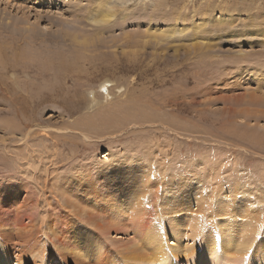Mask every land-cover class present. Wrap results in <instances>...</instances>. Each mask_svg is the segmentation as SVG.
I'll list each match as a JSON object with an SVG mask.
<instances>
[{"label":"rangeland","instance_id":"obj_1","mask_svg":"<svg viewBox=\"0 0 264 264\" xmlns=\"http://www.w3.org/2000/svg\"><path fill=\"white\" fill-rule=\"evenodd\" d=\"M106 2L113 18L94 23L95 8ZM0 20V45L11 46L8 64L23 71H12L8 83L26 106L23 124L29 123L20 136L0 127V164L6 163L0 166L8 171L0 180L21 176L17 167L35 162L40 207L55 199L56 210L64 211L62 188L68 193L75 188L79 192L72 196L80 211H114L109 206L116 194L112 185L123 181L107 169L124 163L122 173L128 177L131 163L139 161L137 168L148 177L138 181L148 187L135 194L147 199L153 212L148 225L164 237V264H264V213L257 217L258 237L250 255L247 212L233 205L223 211L225 204L243 197L241 191L231 199L229 191L237 187L264 195V145L257 142L264 137V117L244 112L261 106L250 96L264 95V80L259 86L248 74L241 82L234 78L239 69L264 76V0H0ZM21 22V28H30L25 34L17 28ZM172 28L186 30L164 36ZM7 103L0 96L4 113ZM229 107L237 113H225ZM12 117L1 114L0 124ZM178 175L183 180L172 181ZM105 183L112 187L106 189ZM83 190L94 198H84ZM249 199L260 201L258 194ZM56 210L45 218L39 248L46 258L38 264L74 263L77 234L95 235L86 219H77L78 212ZM122 221L131 225L130 217ZM226 237L233 243L230 250L235 249L229 256L222 246ZM113 239L111 233L101 249L105 264L120 263L122 249ZM12 244L16 256L27 251L21 250L25 244ZM30 246L36 247L35 240ZM173 248L179 250L178 259ZM147 256L148 264L158 263L151 252ZM34 263L28 259L26 264Z\"/></svg>","mask_w":264,"mask_h":264},{"label":"bare ground","instance_id":"obj_2","mask_svg":"<svg viewBox=\"0 0 264 264\" xmlns=\"http://www.w3.org/2000/svg\"><path fill=\"white\" fill-rule=\"evenodd\" d=\"M110 4L111 3L106 2L105 4L95 8V11H96L95 15H97V17L94 18V20H93L94 23L102 24V23L110 22V19L113 18V13L110 11V6H109ZM230 23H228V24H230ZM3 24L4 23H1V20H0V31L3 29ZM21 24H22V22L20 24L17 23L16 25L18 26L17 28L22 29V32L24 34H25V31L27 32L30 30V28H25V27L21 28ZM24 25H26V24H24ZM199 25L201 26V24H199ZM199 25H197V26H199ZM184 30H186V29L179 31L176 28H172L169 33H168V31L167 32L163 31V32L165 33L164 36L168 35V38H169V37L175 36L176 34L183 33ZM163 32L162 33L155 32V34L160 33L163 35ZM220 32H221V30H220ZM24 34H22L23 37H25ZM11 42H15V41L12 39ZM195 46H196V44H195ZM10 47L11 46H9L8 43L6 44V46L0 45V96H1V98L5 99L8 102L7 105L9 106V110H7L5 113L3 110H0V115L1 114H11V115H13V117L11 119L4 120L2 125L0 124L1 125L0 127H1V131H3L4 133H6L8 131L9 132L8 134H10V135L20 136V135H23L24 131H25L21 127H23L24 129L27 130V128H29V127H27V125L29 126V123L27 125L23 124V122H24L23 119L25 120V112H26L25 107L26 106L24 105V102L20 101L19 98L15 96L14 87H12V85L10 83H8V76L12 71L14 72L13 75H16L15 72H17V71L23 72V71H19L17 69V67L15 68L13 65L10 66L8 64L9 57L7 55V50ZM244 74H248L249 77L250 76H252L254 78L256 77L258 80L255 81V83L259 84V86L261 85V80H264V76L262 75V73H260L258 71L252 72L249 70V72L246 73L245 71H241V69H239L238 72L236 73V75L234 74L235 75L234 78H236L235 81L241 82L243 80ZM12 77H14V76H12ZM256 93L252 94L250 96L251 97L250 99L255 102L256 106H258V105H261V106H258L257 109H254V110H250L247 107L246 111H244V112H245V116H248L253 112H254L253 114L261 113L262 116L261 115H255V117H257L256 119H258V117H262V118L264 117L263 116L264 115V95L262 96V94H261V96H258V94H259V92H258V94L256 96ZM241 97H243V96H241ZM245 99L246 98H243V100H245ZM237 100H238V98H237ZM247 106H250V105H247ZM224 110H225L224 111L225 113L226 112H230V113L233 112L235 114L237 113L236 112L237 110H235L234 108H231V107L225 108ZM118 111H120V110H118ZM253 118H254V116H253ZM245 119H246V117H245ZM25 122H26V120H25ZM253 142H255V140ZM257 142L260 143V145H264V137L262 135H259ZM124 161H125V159H124ZM3 164H6V163H3V161H2V164H0V165H3ZM35 164H36L35 162H28V161L24 162V163H22V166L17 167L18 169L21 170L20 172H18L19 175L21 173V176L11 178V176L7 175L5 179L0 180V264H4V263L10 264L12 260H15V262L17 264H26L28 262V259L29 260L34 259V261H35L34 264H38L37 262H38V259L40 257L43 259L46 258L45 255L42 253L43 250H41L39 248V247H41L40 246L41 242H39L40 241L39 239H41L43 236L45 237V233H46L45 222L47 223V221H45L46 220L45 218L48 215H50L54 210H56L58 202L54 199L55 201L53 200V204L52 203L48 204L45 202V206L40 207L42 204V200H41L42 198H41L40 193L36 192V190L39 191V184L40 183L38 182V178L37 179L35 178V174L37 171V169L34 166ZM131 164H133V165H131L128 169L131 175H129L128 177H126L122 173L125 170V169H123V166L125 165L124 163H122L119 167L116 166L110 170L107 169L108 174H111L112 170H113L114 175L116 174L115 180H117V178H118V179H120V181H123L122 184H124V185L121 184L120 186L112 185L113 186L112 189L115 190L116 194H115V198L112 201H109V206H113V207H111L112 209L115 207L114 211H109V210H107V208L106 209H97V210L94 209L92 211H86V208L84 210H82L83 207L81 208V211H80V209L78 208L79 205H77L78 203L77 202H76L77 204L75 203V201H76L75 196H72V195L76 194V192H79V191L77 189L73 188L68 193L66 191V189L62 188L64 193L62 195V198H60V199L61 200L63 199L64 204L62 207H63L64 211L73 212V213L78 212L77 216L75 214L77 219L79 221L86 219V222L85 221L84 222L82 221V222L85 223L87 226H89L92 231L93 230L95 231V235H91V236H89V235L88 236H86V235L82 236L80 234H77V236H78V238H76L77 246L73 247L74 250L71 252V255L74 259V263H72V264H105L103 262L105 259L104 258L105 255L102 256V260H100L99 257H101V255H100V253L102 252L101 249H103L104 245H106V243L104 241L106 240V238L110 237L111 233L116 234L117 239H115V240L113 239V241H114L113 243L115 245H118L117 249H119V247L122 249V251L120 252V255H118L119 257H121L118 260V261H120V263H118L116 261L115 264H125V263L127 264L128 262L130 264H148V262H152L151 258L149 256H147L148 252L152 253L153 259L158 262L157 264H164L166 262L168 250L165 247V243H164L165 241L163 239L164 237L161 236L162 234H160L159 231H157L155 228H152L151 225H148V223H150L148 217H150L153 214V212L149 208H147V205H149V202L147 201V199L145 197L144 198L146 200L144 201V200L140 199L139 197H137V195L135 194L136 191H139V188L144 189L146 186L148 187L146 181H142V182L138 181V179H140L141 177L145 178L148 176L142 173V171L144 169L143 170L141 169V171H140L139 170L140 168H137V167L141 166V162L138 161L136 163L134 162ZM28 167H29V169H28ZM37 168H38V165H37ZM5 169H6L5 167L0 166V174L4 173ZM8 170H10V169H8ZM30 170H32L33 174L30 172ZM6 171H7V169H6ZM11 171L12 170L9 171L10 175L12 174ZM28 172H30V175L32 174L34 176L27 175ZM38 173L39 172L37 171V174ZM6 174H8V173H6ZM129 177L132 178V181H130V182H128ZM153 178H156V177H153ZM183 178H184L183 175H180V176L178 175V176H175V179L173 178L172 181L180 182L183 180ZM27 179H31L30 180L31 183L29 181H27ZM113 182H115V181H113ZM63 183H66V181H64ZM130 184L135 186V188L131 187V188H129V190H127L126 188H128L129 186L128 187H126V186L130 185ZM184 185H185V182L183 183V187H184ZM105 186L107 187L106 189H108V187H110V188L112 187L110 184H106ZM247 187L244 190L241 189L240 187L235 188L234 191L230 190L229 194L232 195L231 199H234L236 192H241V191L243 192L244 191L243 192L244 194H243V197L241 196L242 198L240 197V199L237 200V202L225 204L223 206V211L229 210L230 206L233 205L235 208L245 210L247 212L248 217H249L248 219H250V221L252 223V226L251 227L249 226L250 228L247 227L248 232H249L248 233V242L250 245V252L249 253L251 255L252 249L254 248V246L256 244V239L258 237V231L256 230L257 225L255 223H258L257 217L259 219H261L263 216L262 213H264V207L261 208V204H260V203H262L261 201H263V204H264V195L262 194L261 191H258V192L256 191L257 193H255V191L251 187H249V188H247ZM87 191L83 190L84 195L83 194L82 195L84 196V198H87V197H90L89 199L94 198V196H93L94 194L91 195V191L90 190L88 192ZM252 194H256V195L258 194L260 201H256L257 198H256V200H253V201H252V199H249ZM99 196H101V195H99ZM232 201H235V200H232ZM79 203L81 204L82 200H79ZM237 203H238V205H236ZM129 206H133V207L128 208ZM64 211L56 210L55 212H61V215H62V214H64L63 213ZM129 213H131L132 216L131 215L129 216ZM163 213H161V214H163ZM58 216H60V215H58ZM81 216H83L85 218L81 219L80 218ZM129 217L131 220L130 221L131 225H128L127 223L122 221L124 218H129ZM145 217L147 218V221H145ZM164 217H166V216H164ZM55 218L57 219V217H54L53 222H54ZM79 221H78V223H79ZM230 221L232 222L233 218H231ZM38 225H39V227H38ZM232 227H234V225ZM131 228H132V233L135 236L136 235H138V236L142 235L141 236L142 239L139 240L140 242L136 241L137 236H136V238H135V236H134V238L130 237V235L132 234V233H130ZM231 230H233V232H234V228ZM35 233H36V235H35ZM153 234H155V235H153ZM144 236H146V237H144ZM230 236H228V237H230ZM246 237H247V234H246L245 238ZM48 239H50V238H48ZM33 240H35V244H36L35 248L30 246V242ZM13 241H16L18 243V245L25 244V245H23V249H21V250L25 251V249L27 248V251L21 255L19 253L18 256H16L15 253L13 254L12 253L13 252L12 250L14 248V247H12ZM222 246L225 248L224 249V255H226V256H229L231 251L235 250V249L230 250L231 247L233 246V243H230V239L227 237H226L225 241L222 243ZM75 249H77V250H75ZM208 249L211 250L212 253H214L216 248L214 245H211ZM260 249L263 250L262 253L264 254V241L261 244ZM174 250H175V256H173V258L175 257L174 259H178L176 252H179V250L177 248H175ZM105 254H107V253H105ZM42 256H44V257H42ZM94 256H97L96 259H93ZM124 257L127 260H125L123 262ZM234 258H235V260H238V257L236 255H234ZM85 259H91V261H89V263H87V260H85ZM207 259H211V258L208 257ZM55 261H56V259H55ZM55 261H54V263H55ZM228 261H229V259H228ZM226 262H224V263H226ZM111 264H114V263L111 262Z\"/></svg>","mask_w":264,"mask_h":264}]
</instances>
